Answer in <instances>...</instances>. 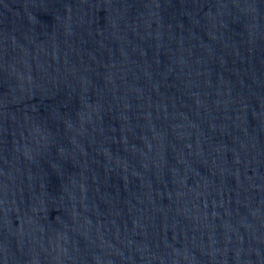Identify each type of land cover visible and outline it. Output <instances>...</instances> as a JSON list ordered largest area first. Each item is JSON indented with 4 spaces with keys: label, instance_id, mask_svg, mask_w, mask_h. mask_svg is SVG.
Instances as JSON below:
<instances>
[{
    "label": "water",
    "instance_id": "water-1",
    "mask_svg": "<svg viewBox=\"0 0 264 264\" xmlns=\"http://www.w3.org/2000/svg\"><path fill=\"white\" fill-rule=\"evenodd\" d=\"M0 264H264V0H0Z\"/></svg>",
    "mask_w": 264,
    "mask_h": 264
}]
</instances>
